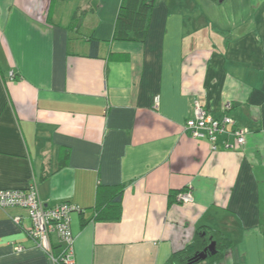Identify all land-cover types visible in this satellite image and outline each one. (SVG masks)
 <instances>
[{
    "label": "crops",
    "instance_id": "0c3cea01",
    "mask_svg": "<svg viewBox=\"0 0 264 264\" xmlns=\"http://www.w3.org/2000/svg\"><path fill=\"white\" fill-rule=\"evenodd\" d=\"M120 4L0 0V191L80 208L74 264H165L203 229L230 242L215 264H264V0H154L143 43L113 40ZM195 103L245 143L192 138ZM119 185L121 219L93 220ZM31 225L0 209V264H55Z\"/></svg>",
    "mask_w": 264,
    "mask_h": 264
},
{
    "label": "built area",
    "instance_id": "2783aa9c",
    "mask_svg": "<svg viewBox=\"0 0 264 264\" xmlns=\"http://www.w3.org/2000/svg\"><path fill=\"white\" fill-rule=\"evenodd\" d=\"M158 98H156V101ZM231 105L223 106L224 115L213 118L199 104L193 107V116L186 121L184 129L189 131L194 139L207 140L211 151L216 150V137L218 135L233 136L236 146L245 143L248 130L236 127L235 121L227 115ZM189 192L178 194L176 201L182 204L192 202ZM21 208L25 210L31 220V228L27 231L28 236L35 241L37 247L49 255L55 264H74V238L70 232V213L79 212V208L70 204H60L55 207H45L38 199L36 189L30 187L25 190L0 191V209ZM16 225H20L19 217L13 218ZM55 237L62 246L59 255L53 256L51 238ZM15 252L20 253L22 248L15 246Z\"/></svg>",
    "mask_w": 264,
    "mask_h": 264
},
{
    "label": "trees",
    "instance_id": "16d2710c",
    "mask_svg": "<svg viewBox=\"0 0 264 264\" xmlns=\"http://www.w3.org/2000/svg\"><path fill=\"white\" fill-rule=\"evenodd\" d=\"M154 0H121L116 17L113 40L119 42L132 41L143 43L147 35V24ZM219 3L220 0H212ZM91 55L96 57L99 43L89 38ZM111 196L106 203L97 204L93 211L95 221H119L121 219V198L123 186H112ZM182 192V191H181ZM80 209V208H79ZM79 214H82L80 209ZM214 244L215 254L204 261L195 262L194 256L203 252L209 244ZM230 242L217 231L203 229L198 231L192 242L182 251L172 254L165 264H215L229 248ZM60 264V263H58Z\"/></svg>",
    "mask_w": 264,
    "mask_h": 264
},
{
    "label": "water",
    "instance_id": "95a60500",
    "mask_svg": "<svg viewBox=\"0 0 264 264\" xmlns=\"http://www.w3.org/2000/svg\"><path fill=\"white\" fill-rule=\"evenodd\" d=\"M220 1H222V0H220ZM208 254L209 255L215 254L214 244H212V243L209 244V246L205 250H203V252L195 255L193 259L195 262L204 261L207 258Z\"/></svg>",
    "mask_w": 264,
    "mask_h": 264
}]
</instances>
